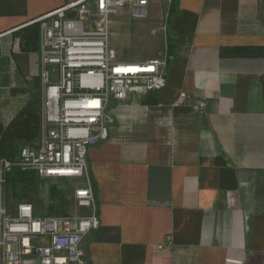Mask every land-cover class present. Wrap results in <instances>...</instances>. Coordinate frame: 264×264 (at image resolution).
Segmentation results:
<instances>
[{"label": "crops", "instance_id": "1", "mask_svg": "<svg viewBox=\"0 0 264 264\" xmlns=\"http://www.w3.org/2000/svg\"><path fill=\"white\" fill-rule=\"evenodd\" d=\"M71 1L0 0V102L39 81V52L13 34ZM263 3L178 0L165 87L109 101L86 154L99 217L86 264H264Z\"/></svg>", "mask_w": 264, "mask_h": 264}, {"label": "built area", "instance_id": "2", "mask_svg": "<svg viewBox=\"0 0 264 264\" xmlns=\"http://www.w3.org/2000/svg\"><path fill=\"white\" fill-rule=\"evenodd\" d=\"M151 1L75 0L37 20L40 136L37 148H22L15 162L0 161V264H86L81 243L99 226L87 149L106 131L105 111L111 99L124 101L139 90L159 92L166 85L165 59L117 60L109 44L110 17L117 8L142 10ZM262 13L264 17V8ZM50 66L55 67L53 72ZM177 100L194 113L205 111L203 101L185 93ZM13 167L34 171L40 179L80 180L83 185L74 189L73 198L76 208L85 213L34 218L28 204L8 213L2 186L4 174Z\"/></svg>", "mask_w": 264, "mask_h": 264}, {"label": "trees", "instance_id": "3", "mask_svg": "<svg viewBox=\"0 0 264 264\" xmlns=\"http://www.w3.org/2000/svg\"><path fill=\"white\" fill-rule=\"evenodd\" d=\"M167 16L165 20V38L162 51L152 59L163 58L166 60V69L170 63L171 39L169 38V28L172 19L176 14L178 0H167ZM130 8L129 6H125ZM124 8V7H123ZM163 35V36H164ZM18 41V47L23 54H35L39 52L40 46V24L33 23L19 29L13 34ZM150 59H142L147 61ZM39 81H35L33 87L29 90L17 91L19 99L11 105L0 102V161L7 160L15 162L22 148L35 149L38 146L40 136L41 122V92ZM22 97V98H20ZM10 107L11 112L5 114L4 110ZM45 180V181H43ZM51 179H40L34 171L21 170L13 167L4 174V183L2 186V202L8 213L14 214L16 208L21 204H28L32 207L34 218H71L79 215L77 208L68 197L73 194L74 189L81 187L80 180H65L63 189L56 185H48ZM60 180V179H57ZM63 180V179H62ZM47 187L48 203L46 206L37 201L30 200L42 185ZM69 185V186H68ZM68 186V187H67ZM71 187V188H70ZM34 198V197H33Z\"/></svg>", "mask_w": 264, "mask_h": 264}, {"label": "rangeland", "instance_id": "4", "mask_svg": "<svg viewBox=\"0 0 264 264\" xmlns=\"http://www.w3.org/2000/svg\"><path fill=\"white\" fill-rule=\"evenodd\" d=\"M167 8V0H154L146 7L145 14L133 8L116 9L110 17L109 44L116 51L118 61L142 62V59H152L155 55H159L162 51V40L165 38ZM49 69L53 72L55 67L50 66ZM65 180L51 179L48 185H56L63 189L65 182H62ZM30 196L33 202L35 199L41 205L46 206L48 203L46 185L40 186L37 195ZM68 199L73 205V194L70 193Z\"/></svg>", "mask_w": 264, "mask_h": 264}, {"label": "water", "instance_id": "5", "mask_svg": "<svg viewBox=\"0 0 264 264\" xmlns=\"http://www.w3.org/2000/svg\"><path fill=\"white\" fill-rule=\"evenodd\" d=\"M68 17H70V18H71V17H72V14L68 15ZM105 134H106V133L104 132V134H103L102 138H104V137H105Z\"/></svg>", "mask_w": 264, "mask_h": 264}]
</instances>
